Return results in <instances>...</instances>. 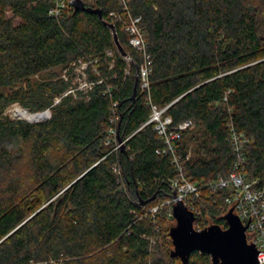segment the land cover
<instances>
[{
    "label": "trees",
    "instance_id": "obj_1",
    "mask_svg": "<svg viewBox=\"0 0 264 264\" xmlns=\"http://www.w3.org/2000/svg\"><path fill=\"white\" fill-rule=\"evenodd\" d=\"M64 1L55 15V0H0V264H184L163 205L178 170L146 125L149 99L170 106L174 125L194 122L176 153H192L184 173L201 189L200 225L226 229L227 191L205 184L233 171V133L247 178L264 181V0H81L102 18ZM131 17L152 57L150 92L139 78L135 99L143 54L123 29ZM15 104L49 112L14 119ZM113 107L116 139H128L118 149L106 145ZM188 264L213 259L195 251Z\"/></svg>",
    "mask_w": 264,
    "mask_h": 264
},
{
    "label": "built area",
    "instance_id": "obj_2",
    "mask_svg": "<svg viewBox=\"0 0 264 264\" xmlns=\"http://www.w3.org/2000/svg\"><path fill=\"white\" fill-rule=\"evenodd\" d=\"M127 2V0H123L125 5ZM55 3L57 7L52 11V14L59 15L61 9L66 8V3L64 0H55ZM112 17L117 21L120 20L116 14H112ZM140 22V17H131L130 21L124 23L123 29L130 35V44L133 49L143 54V62L139 67L140 86L142 91L149 93L152 57L148 53V42L145 33L140 27ZM111 54L112 52H109V55ZM81 67L84 68L87 65L83 64ZM59 102L60 99H56V103ZM149 104L151 106V114L146 125L152 124L154 126V129L164 142V153L169 151L173 155V163L177 167L178 177L172 181V187H175L176 196L180 202L194 213L196 217L194 228L200 231L203 228L199 223L201 212L196 206L194 198L200 196L201 189L199 185L192 182L184 173V162L191 157V152H189L185 160L176 153V142L182 138L185 131L193 129L195 124L192 120H187L174 125L173 119L167 115L169 105L160 107L153 104L151 99H149ZM115 106L116 104H114ZM114 107L110 119L111 127L109 128V133L112 135L114 141L107 140L106 145L115 143L118 149L123 147L128 139L122 141L116 139L117 130L115 125L119 117ZM48 112L49 110L38 114H31L30 116L35 118L38 115H47ZM231 142L237 156L233 171L228 176H220L217 180L207 182L205 187L213 192L219 190L227 191L225 202L228 205V209L225 214L235 207L233 213L238 216L243 226H247L251 219L246 230L247 240L249 244L258 247V264H264V181L260 179L249 180L247 178L244 167L245 157L242 152L244 146L243 136L233 133ZM115 172L118 176L122 175L119 168H116ZM177 198L173 196L163 204L170 206L172 216L173 207L179 203ZM159 209L160 207L157 206L150 210L153 217L156 216Z\"/></svg>",
    "mask_w": 264,
    "mask_h": 264
},
{
    "label": "water",
    "instance_id": "obj_3",
    "mask_svg": "<svg viewBox=\"0 0 264 264\" xmlns=\"http://www.w3.org/2000/svg\"><path fill=\"white\" fill-rule=\"evenodd\" d=\"M70 4L76 11H88L98 14L101 18L103 17L101 9H88L81 0H72ZM109 26L113 31L119 53L130 60V55L119 42L115 25L111 24ZM138 81L139 74H137L133 99L137 94ZM119 141H122V139H119ZM172 188L174 191L173 196L177 198L175 187ZM178 202L173 207V217L177 224L170 229V237L174 246L171 252L173 258L178 257L184 264H188L191 254L199 251L211 255L213 264H258V247L249 244L246 234L251 219L247 226H243L238 216L233 213L234 207L223 216L228 225L226 229L219 225H211L197 231L194 228V221L196 220L194 213L179 199Z\"/></svg>",
    "mask_w": 264,
    "mask_h": 264
},
{
    "label": "rangeland",
    "instance_id": "obj_4",
    "mask_svg": "<svg viewBox=\"0 0 264 264\" xmlns=\"http://www.w3.org/2000/svg\"><path fill=\"white\" fill-rule=\"evenodd\" d=\"M86 69H87V67H84V68L79 67L76 70V72L78 74H81V72H82V74H81L82 75V77H81L82 80H81V78H78V79L75 80V82H77V81L81 82L82 86H85V83H88V76H87V73L85 72V71H87ZM65 73H66V71L63 72V74H65ZM19 110L25 111L26 114H27V117H29V115H31V113L28 110L23 109L19 104H15V105L11 106L7 110L6 114L9 115L10 117L14 118V119H16V118L17 119H23V118L27 119L26 117L19 116V115H24L21 111H20L21 113H19L18 112ZM191 156H192V153H191ZM176 224H177L176 221L172 222L171 225L169 226V231H170L171 227H175Z\"/></svg>",
    "mask_w": 264,
    "mask_h": 264
},
{
    "label": "bare ground",
    "instance_id": "obj_5",
    "mask_svg": "<svg viewBox=\"0 0 264 264\" xmlns=\"http://www.w3.org/2000/svg\"><path fill=\"white\" fill-rule=\"evenodd\" d=\"M24 114V115H19V116H21V117H26L27 119H32V117L29 115V117H27V114H26V112L25 111H23V110H19L18 112L19 113H21V112Z\"/></svg>",
    "mask_w": 264,
    "mask_h": 264
}]
</instances>
